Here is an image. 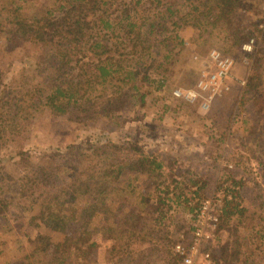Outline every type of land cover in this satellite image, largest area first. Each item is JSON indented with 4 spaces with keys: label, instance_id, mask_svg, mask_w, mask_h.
<instances>
[{
    "label": "rangeland",
    "instance_id": "obj_1",
    "mask_svg": "<svg viewBox=\"0 0 264 264\" xmlns=\"http://www.w3.org/2000/svg\"><path fill=\"white\" fill-rule=\"evenodd\" d=\"M103 1L104 8L116 15L127 0ZM58 4V0H17L9 8L16 17L31 22L44 17L49 10L62 14ZM234 20L250 28L256 26L253 50H227L234 60L225 81L229 89L217 94L208 108H204V98L200 96L188 99L174 92L196 88L210 51L225 49L224 38L212 36L206 40L189 23L180 21L179 27L171 29L184 43L171 44L163 51H170L171 56L158 58V63L163 62L162 68L154 69L153 57L145 58L148 67L141 72H146L148 79L142 80L141 75L137 79L147 92L145 104L130 99L118 107L112 119L103 116L94 123L80 112L74 117L53 114L38 93L27 95L31 81L30 77L24 79L23 74L31 71L32 57L28 53L33 52V47L24 39H14V48L7 49L6 37L0 35V108L19 112L16 129L8 133L0 153V264H167L165 246H171L173 251L175 245L170 244L169 238L185 243L192 238L189 229L193 213L184 208L185 202L175 201V196L182 193L183 197L193 198L191 203L199 202L194 194L195 181L209 186L201 191V201L216 190L232 188V192L238 190L243 194L242 205L250 207L251 212L258 211V197L264 195V167L258 161V137L254 130L258 132L264 114L258 116L256 105L252 109L246 87L253 59L264 38V0L243 1ZM128 64L137 67L134 60ZM139 66L141 69L142 65ZM162 79L165 83L159 87ZM261 85L264 87V81ZM108 142L122 147V154L128 156H138L141 149L147 155L165 159V175L161 178L165 192L158 191L155 183L149 187L144 176L134 178V174L126 172L119 181L122 191L116 190L107 200L106 213L87 216L84 201L77 209L76 204L72 211H76L77 218L65 233L54 232L32 220L38 205L29 207L31 198L23 196L33 190L24 188L31 183L28 178L33 172H51L34 182L35 198L40 199L39 195L60 182L79 173L86 175L87 169L103 162L109 151L102 145ZM229 172L232 178L227 176ZM129 176L133 185L122 189ZM241 178L244 187L235 184ZM159 193L165 198L164 204L156 203ZM142 194L150 196L148 206ZM169 196L172 199H167ZM158 206L163 208L165 218L160 217ZM133 210L141 211L147 221L145 240L131 232L123 231L119 236L110 230L118 219L123 221L126 213ZM260 214L264 216L263 211ZM263 216H247L242 223L233 220L222 229L217 243L205 244L206 249L212 255L216 245L230 236H239L246 245L238 257L250 253L255 264H263L264 236L258 235V229L264 235ZM39 234L48 235L51 240L46 249L31 255ZM156 246L162 250L154 249Z\"/></svg>",
    "mask_w": 264,
    "mask_h": 264
},
{
    "label": "trees",
    "instance_id": "obj_2",
    "mask_svg": "<svg viewBox=\"0 0 264 264\" xmlns=\"http://www.w3.org/2000/svg\"><path fill=\"white\" fill-rule=\"evenodd\" d=\"M16 1L0 0V35L6 37L7 49L14 48L11 44L14 39H24L33 47V52L28 53L32 57L31 71L23 74L24 79L30 77L31 81L26 94L38 93L53 114L74 117L80 112L93 123L103 116L112 119L118 107L130 99H137L141 105L145 104L147 92L137 80L140 75L142 80L148 79V74L141 72L148 67L145 66V58L153 57V68H162L163 62L158 63V58L169 59L171 56L170 51L169 54L163 51L171 44L177 46L178 43H184L171 29L179 27L180 21L189 23L199 31L198 36L206 40L212 36L223 37L225 49L222 52L225 54L228 53L227 50L241 52L242 46L253 38L257 30L256 26L250 28L237 24L234 20V13L245 0H127L124 2V9L116 15L104 8L101 0H58V11H62V14H54L49 10L44 17L31 22L12 13L9 6ZM108 1L113 3V0ZM160 47L164 48L162 52ZM153 48L158 49L151 51ZM131 60L135 61L136 68L128 64ZM139 65H142V70ZM249 79L246 93L251 98L252 109L256 105L260 116L264 114V87L261 85L264 81V38L253 59ZM164 83V79L159 81V87ZM257 88L258 94L254 97ZM18 113L0 108V153L3 141L8 139V133L16 129L15 118ZM254 133L258 137V161L264 167V117L258 125V132L254 130ZM102 146L109 151L103 162L87 169L86 175L79 173L72 179L60 182L49 192L39 195L40 199L35 198L34 182L41 180V176L47 177L51 172L47 169L33 172L28 178L31 183L24 186L33 190L23 196L31 198L29 207L38 205V212L33 215L32 220L39 221L54 232L65 233L72 228V223L77 218L76 211H72L76 204L77 209L84 201L87 216L97 212L106 213L107 200L116 190L122 191L119 181L126 172L134 174V178L144 176L149 187L155 183L158 191L165 192L162 188L164 182L161 181L167 165L165 159L147 155L141 149H138L141 152L138 156H128L122 154V147L113 142ZM230 172L227 176L232 178ZM128 179L122 189L128 190L133 185L132 176ZM242 179L235 184L244 187ZM201 183L202 181L200 184L198 181L193 182L194 185L197 184L194 194L200 198L199 202L191 203L190 199L193 198L183 197L182 193L175 196V201L180 204L185 202L183 206L190 213L199 208L202 202L201 191L209 187L206 183ZM142 196L148 206L150 196ZM263 196L258 197V211L251 212L253 210L250 207L241 203L243 194L238 190L232 192V198L225 199L220 212L215 243L219 241L222 229L229 227L233 220L242 223L247 216L258 214L262 217ZM167 199L172 198L169 196ZM164 201L165 198L159 193L156 203L160 205ZM162 209L159 206L157 208L160 217L165 218ZM158 223L161 220L157 219ZM146 224L143 213L133 210L126 213L123 221L118 219L116 224L110 226V230L119 236L120 232H131L145 240ZM191 232L190 224L189 237ZM258 235L264 236L260 229ZM50 240L48 235L39 234L31 255L46 249ZM169 240L171 245L180 241L177 239L176 242L172 238ZM244 241L239 236H230L225 242L216 245L217 249L212 253L215 264H255L250 253L242 256L243 258L238 257L245 251ZM170 247L165 246V261L167 264H178L180 257ZM154 249L162 250L157 246Z\"/></svg>",
    "mask_w": 264,
    "mask_h": 264
},
{
    "label": "built area",
    "instance_id": "obj_3",
    "mask_svg": "<svg viewBox=\"0 0 264 264\" xmlns=\"http://www.w3.org/2000/svg\"><path fill=\"white\" fill-rule=\"evenodd\" d=\"M255 39L251 38L242 48L246 53L253 50ZM206 67L201 70L196 88L188 90H176L178 97L204 98L203 106L208 108L211 100L223 89H229L225 84L229 77L234 60L221 50L213 49L209 53ZM235 189V188H234ZM232 198V188H221L207 196L192 217V232L190 242L179 241L173 246V252L180 257L182 264H215L210 251L205 244L214 243L217 236V228L220 222V212L225 199Z\"/></svg>",
    "mask_w": 264,
    "mask_h": 264
}]
</instances>
